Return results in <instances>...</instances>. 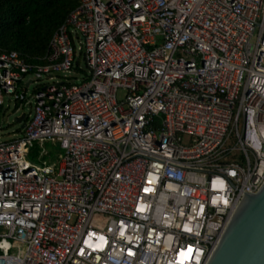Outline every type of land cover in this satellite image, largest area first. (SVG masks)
<instances>
[{
    "label": "built area",
    "instance_id": "1",
    "mask_svg": "<svg viewBox=\"0 0 264 264\" xmlns=\"http://www.w3.org/2000/svg\"><path fill=\"white\" fill-rule=\"evenodd\" d=\"M6 97L0 264H207L264 183V0H80L43 59L0 50Z\"/></svg>",
    "mask_w": 264,
    "mask_h": 264
},
{
    "label": "trees",
    "instance_id": "2",
    "mask_svg": "<svg viewBox=\"0 0 264 264\" xmlns=\"http://www.w3.org/2000/svg\"><path fill=\"white\" fill-rule=\"evenodd\" d=\"M79 4L80 0H0V50L16 51L32 62L43 59L54 34Z\"/></svg>",
    "mask_w": 264,
    "mask_h": 264
},
{
    "label": "water",
    "instance_id": "3",
    "mask_svg": "<svg viewBox=\"0 0 264 264\" xmlns=\"http://www.w3.org/2000/svg\"><path fill=\"white\" fill-rule=\"evenodd\" d=\"M25 117L16 120L22 129ZM207 264H264V183L245 193Z\"/></svg>",
    "mask_w": 264,
    "mask_h": 264
},
{
    "label": "rangeland",
    "instance_id": "4",
    "mask_svg": "<svg viewBox=\"0 0 264 264\" xmlns=\"http://www.w3.org/2000/svg\"><path fill=\"white\" fill-rule=\"evenodd\" d=\"M81 65H85L84 61H81ZM62 78V75H57ZM36 80L35 76H29L26 80ZM36 88V85L31 87V90ZM118 100L123 101L126 97V91L120 89L118 91ZM30 113V107H19L17 108L9 98L6 97L5 103L0 109V142L9 141L16 139L20 136L22 128L19 123H17V118L21 115ZM64 151L61 149L60 145L53 142H35L33 147L27 149V156L30 161L37 164H59L63 157ZM17 252L24 253L25 246L19 245ZM11 253H15L12 251Z\"/></svg>",
    "mask_w": 264,
    "mask_h": 264
},
{
    "label": "crops",
    "instance_id": "5",
    "mask_svg": "<svg viewBox=\"0 0 264 264\" xmlns=\"http://www.w3.org/2000/svg\"><path fill=\"white\" fill-rule=\"evenodd\" d=\"M16 107H18V108H19V107H20V105H17ZM20 125H21V124H20Z\"/></svg>",
    "mask_w": 264,
    "mask_h": 264
}]
</instances>
